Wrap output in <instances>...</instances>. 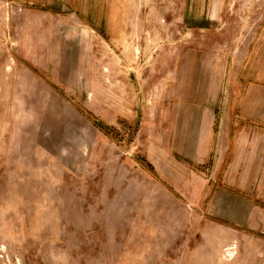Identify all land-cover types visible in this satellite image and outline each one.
I'll use <instances>...</instances> for the list:
<instances>
[{"label":"rangeland","instance_id":"rangeland-1","mask_svg":"<svg viewBox=\"0 0 264 264\" xmlns=\"http://www.w3.org/2000/svg\"><path fill=\"white\" fill-rule=\"evenodd\" d=\"M0 264H264V0H0Z\"/></svg>","mask_w":264,"mask_h":264},{"label":"trees","instance_id":"trees-1","mask_svg":"<svg viewBox=\"0 0 264 264\" xmlns=\"http://www.w3.org/2000/svg\"><path fill=\"white\" fill-rule=\"evenodd\" d=\"M96 125L100 128V129H103V131L104 132H108V133H110V132H112V129L111 128H106V129H104L102 126V124H99V123H96ZM112 134V133H111Z\"/></svg>","mask_w":264,"mask_h":264},{"label":"crops","instance_id":"crops-1","mask_svg":"<svg viewBox=\"0 0 264 264\" xmlns=\"http://www.w3.org/2000/svg\"><path fill=\"white\" fill-rule=\"evenodd\" d=\"M233 169V167H231Z\"/></svg>","mask_w":264,"mask_h":264}]
</instances>
